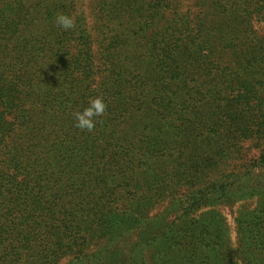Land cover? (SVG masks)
Instances as JSON below:
<instances>
[{"label":"trees","instance_id":"trees-1","mask_svg":"<svg viewBox=\"0 0 264 264\" xmlns=\"http://www.w3.org/2000/svg\"><path fill=\"white\" fill-rule=\"evenodd\" d=\"M83 1L0 0V264H264V0Z\"/></svg>","mask_w":264,"mask_h":264},{"label":"clouds","instance_id":"clouds-1","mask_svg":"<svg viewBox=\"0 0 264 264\" xmlns=\"http://www.w3.org/2000/svg\"><path fill=\"white\" fill-rule=\"evenodd\" d=\"M56 24L64 30H68L74 27V19L69 15L60 13L56 16ZM106 107L103 97H90L86 107L73 113L75 126L91 132L96 126V118L104 115Z\"/></svg>","mask_w":264,"mask_h":264},{"label":"rangeland","instance_id":"rangeland-1","mask_svg":"<svg viewBox=\"0 0 264 264\" xmlns=\"http://www.w3.org/2000/svg\"><path fill=\"white\" fill-rule=\"evenodd\" d=\"M83 2H84L83 4H85L84 6L86 7V8L84 7V9H85L86 12H87L88 20L91 22V21L93 20V14L89 11V10H91V9L89 8V2H90V0H84ZM88 9H89V10H88ZM225 211L228 212L227 209H226Z\"/></svg>","mask_w":264,"mask_h":264}]
</instances>
